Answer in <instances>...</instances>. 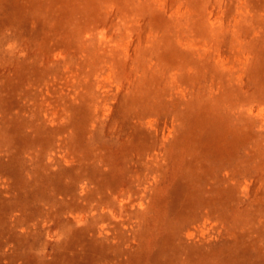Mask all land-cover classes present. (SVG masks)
Listing matches in <instances>:
<instances>
[{
	"label": "rangeland",
	"instance_id": "1",
	"mask_svg": "<svg viewBox=\"0 0 264 264\" xmlns=\"http://www.w3.org/2000/svg\"><path fill=\"white\" fill-rule=\"evenodd\" d=\"M0 264H264V0H0Z\"/></svg>",
	"mask_w": 264,
	"mask_h": 264
}]
</instances>
